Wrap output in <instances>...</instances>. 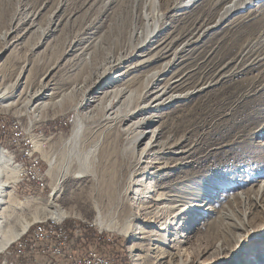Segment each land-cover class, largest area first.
<instances>
[{
    "label": "rangeland",
    "instance_id": "1",
    "mask_svg": "<svg viewBox=\"0 0 264 264\" xmlns=\"http://www.w3.org/2000/svg\"><path fill=\"white\" fill-rule=\"evenodd\" d=\"M156 2L0 0V74L5 85L13 83L27 62L28 82L37 84L48 70L54 92L64 93L39 113L8 90L6 97L14 104L0 108V124H16L17 138L39 152L45 184L43 192L23 190L15 184L21 170L10 160L18 170L8 177L12 195L21 203L46 199L51 193L46 160L54 157L66 171L57 204L69 214L60 221L69 228L90 227L95 236H111L113 245L101 242L104 247L136 264L129 251L133 240L121 230L126 225L137 228L127 223L137 202L126 201L123 193L128 172L154 131L157 138L152 141L160 149L153 148L142 159L159 168L145 180L154 191L150 195L167 197L165 205L180 201L178 205L200 206L184 217V223L193 224L184 233H190L186 240L173 231L169 240L189 241L194 261L207 260L218 242L228 249L220 264H241L236 258L251 264L256 257L264 260V235L247 244L236 242L242 214L251 235L264 231V0ZM154 10L160 15L157 30L145 39V15L153 24ZM111 60L119 67L110 76H122L108 86H117L127 97L120 102L108 98L98 110L90 109L89 102L83 103L91 97L86 87ZM153 90L162 93L156 102L151 100ZM107 103L110 116L134 113L122 127L139 119L147 123L150 132L135 152L129 147L135 131L125 134L119 124L102 117ZM34 112L39 115L34 117ZM76 117L80 127L75 126ZM77 128L79 134L73 137ZM111 149L113 170L100 160ZM132 178L135 182L142 176ZM96 211L107 229L93 225ZM44 222L50 224V219L39 221ZM14 242L0 251V262ZM256 242L262 247L256 246L252 255L247 249Z\"/></svg>",
    "mask_w": 264,
    "mask_h": 264
},
{
    "label": "bare ground",
    "instance_id": "2",
    "mask_svg": "<svg viewBox=\"0 0 264 264\" xmlns=\"http://www.w3.org/2000/svg\"><path fill=\"white\" fill-rule=\"evenodd\" d=\"M153 1L157 3V0ZM228 8L232 9L231 6H229ZM152 17L153 19L151 20L153 21V24H149V17L145 15V39L153 36L157 30L160 15L154 10L152 12ZM115 62L112 60L109 61L103 67L102 72H100L98 76L92 79L86 87L85 93L86 95L91 94V97L90 99H86L87 97L84 98L83 103L87 104L89 102V105H87L88 108L97 109L96 106L103 100H106L108 98L113 102H120L121 100L125 99V96L127 94H123L121 89L117 88V86L114 85V87L112 86V88L108 86L113 83L112 80H115L122 76V73H118L115 76L112 74L110 76V74L119 67H117L118 63ZM28 66L30 65H28L27 62L22 63V65L19 67L18 73H16L13 78V83H11L10 85H5L2 75L0 74V108H6L7 106L14 104V101L12 102V99L10 100V98L6 97L9 89L15 91V93L18 94V98H23L25 100L27 99L28 105L33 106V110L35 109V111H38L39 113L42 110L50 107L52 104H55L57 102L56 99L63 97L64 93L57 94V92H54L51 80L48 77L50 73L47 74L48 70L45 74H43L37 84H31L30 82H28L30 74V68L27 69ZM99 87H102V89L98 90L100 89ZM161 95V90H153L151 93V100L153 102H156ZM79 106L82 107V105ZM108 106L109 105L107 103V107L103 110L102 117H104L105 120L117 123V125L119 124V127H121V131L125 134L132 132V130L135 131L132 136L133 138H131L132 140L129 144L132 153L135 152L136 145L145 140L146 135L144 134L146 132H150L148 131L147 123L144 119H139L137 121L135 120L134 122H130L129 125H125L122 127V124L127 120V116L134 115V113L126 115L120 112L115 114L114 116H110L111 114H108ZM38 112H34L33 116H38ZM75 126L80 127V120L77 117L75 119ZM77 130L78 128L74 131V134L72 135L73 137L79 134ZM153 138H157L154 134V131L152 132L151 138L145 144V149L148 147V150L145 152L144 149L138 153L136 166L128 172L127 187L125 188L123 193L125 195L126 201L133 204L137 202V205H135V209H133L129 213V217L127 219V223H136L138 225L137 228L135 230H131L129 228V225H126L123 230H121V233L133 240L129 245V251L132 254V257H135L133 259L134 262H136V264H220L221 259L228 256L226 255L228 249L226 247L223 248L220 242L214 245V252L208 255L209 258L207 260L196 259L194 261L193 259L191 260L190 253L188 251L189 241L184 242L182 240L176 242L175 238L171 241L169 240L168 237L170 236L171 231H173V234L176 238L179 237L185 239V236L190 234L184 233L185 231L187 233L189 231H192L193 224L184 223V217L191 210H194L193 208L197 207L189 205L185 206L181 204L178 205L180 201H175V204L173 205H165L163 204V200H167V197L163 198L162 195L156 194L150 195V193H153L154 191L148 189L149 182H145V180L148 179L149 175H154L155 172L159 170V168H156L155 166L153 167L152 165L148 164V162L144 163L142 159L145 158V156L148 155L153 148L160 149L159 143L156 144L155 140L152 141ZM113 154L114 150L111 149L110 152L106 151L100 155V160L105 163L106 167L111 166L110 168H112V170L115 168L116 163ZM93 158L94 161L95 159H97L95 155L93 156ZM175 159L177 158L175 157ZM46 161L48 164V168L45 172V175L50 180L49 184L51 187V193L44 200L37 201L36 199H26L24 203H21L18 202L12 195V190H10L11 182L8 178L9 176H15L16 174H18V170L11 165L10 159L4 156L2 150L0 149V251L6 249V247L13 241L16 242L15 246H20L22 244V239L20 237L23 233H25V231H27L30 225L36 222L39 223V221H42L43 219L58 221L60 220V218H63L65 216L67 217V215L69 214V212L62 209L57 204L66 171L60 168L59 163H57L54 157H50ZM82 165H84V163H82ZM138 176H142V178L134 182L132 177ZM148 193L149 195H147ZM199 207L200 206H198L197 209H200ZM29 211H31V213H28ZM242 217L243 214L241 215V220L243 223H238L237 226L239 233L238 235H236V242L237 240L239 241L241 239L243 243L246 242L247 244L249 240H252V237L256 238L264 235V231H260V233L258 234L254 233L253 235H251L250 229L246 225L245 218ZM42 225L48 224H45V222L43 224L39 223L35 227H40ZM93 225H95L99 229H107L105 222L102 220V215L98 211H96V215L93 219ZM34 228L29 231L28 234H31L34 231ZM181 232L183 234H181ZM161 241L165 244V246L159 245ZM172 242L174 244H172ZM256 246L258 249L262 247L261 245H257L256 242L252 245L251 248L247 249V251H250V253H252L253 255L257 250ZM135 251H139L140 253L137 255H133V252ZM235 261L240 262L241 264L252 263L248 262V260L243 262L238 261V258H236ZM262 261H264L262 257H256L254 261L255 263L253 264H262Z\"/></svg>",
    "mask_w": 264,
    "mask_h": 264
},
{
    "label": "built area",
    "instance_id": "3",
    "mask_svg": "<svg viewBox=\"0 0 264 264\" xmlns=\"http://www.w3.org/2000/svg\"><path fill=\"white\" fill-rule=\"evenodd\" d=\"M2 134L7 138L2 140L0 137L3 154L9 156L11 163L21 170L15 184L32 194L43 192L45 184L37 156L39 152L33 149L32 144L17 138L20 132L13 122L12 127L0 124ZM82 232L79 226L65 228L60 220H50V224L35 227L31 234L22 236V244L12 246L9 255L0 264H122L111 257L104 245L99 249L101 242L106 246L107 243L113 245L111 236L101 237L99 234L89 243ZM71 235L78 241H74Z\"/></svg>",
    "mask_w": 264,
    "mask_h": 264
},
{
    "label": "trees",
    "instance_id": "4",
    "mask_svg": "<svg viewBox=\"0 0 264 264\" xmlns=\"http://www.w3.org/2000/svg\"><path fill=\"white\" fill-rule=\"evenodd\" d=\"M0 137H2V140L7 139V138H5V135H3V134L0 135ZM0 146H2V141H0ZM65 222L66 221L63 222L64 223L63 224L64 227L65 228H69V225L67 223L65 224ZM79 228L82 229V231H83L82 233H83L84 239H86L87 242L92 243L94 241L95 237H96L95 236L96 234L91 230V228L90 227H86V226H82V225H80ZM29 230H28V232L26 234L29 233ZM71 238L74 241H78V239L77 238H74L73 235H71ZM21 239H22V237H21ZM15 243L16 242H14L11 246H9L7 248V250H11L12 249V246H15ZM102 247H103V244L101 243V245L99 246V249H101ZM110 254H111V257H113L115 260H119L122 264H129V261L126 258L121 257L117 253L110 252Z\"/></svg>",
    "mask_w": 264,
    "mask_h": 264
}]
</instances>
